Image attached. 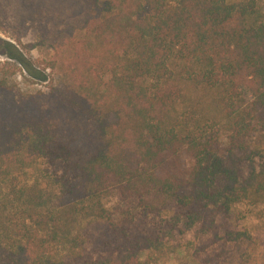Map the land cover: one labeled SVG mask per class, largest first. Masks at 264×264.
Here are the masks:
<instances>
[{"label": "trees", "instance_id": "16d2710c", "mask_svg": "<svg viewBox=\"0 0 264 264\" xmlns=\"http://www.w3.org/2000/svg\"><path fill=\"white\" fill-rule=\"evenodd\" d=\"M0 18L53 75L0 76V264H154L188 233L196 264H255L231 218L264 204L258 0H0Z\"/></svg>", "mask_w": 264, "mask_h": 264}, {"label": "rangeland", "instance_id": "374dc122", "mask_svg": "<svg viewBox=\"0 0 264 264\" xmlns=\"http://www.w3.org/2000/svg\"><path fill=\"white\" fill-rule=\"evenodd\" d=\"M258 1L264 11V0ZM43 58L44 54L31 38L13 32L0 18V76L14 79L23 91L45 89L53 75L49 69H45ZM231 221L255 242L250 251L253 263L264 264V204H237L232 211ZM197 241L193 233L176 235L169 240L167 253L154 264H196L193 252ZM147 255V252L144 253L142 259H146Z\"/></svg>", "mask_w": 264, "mask_h": 264}]
</instances>
